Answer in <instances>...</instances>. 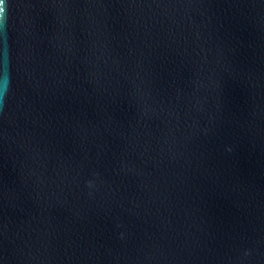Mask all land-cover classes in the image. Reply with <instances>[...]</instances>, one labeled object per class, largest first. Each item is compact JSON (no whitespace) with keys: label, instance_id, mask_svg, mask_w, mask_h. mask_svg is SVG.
Segmentation results:
<instances>
[{"label":"water","instance_id":"1","mask_svg":"<svg viewBox=\"0 0 264 264\" xmlns=\"http://www.w3.org/2000/svg\"><path fill=\"white\" fill-rule=\"evenodd\" d=\"M0 264H264V0H4Z\"/></svg>","mask_w":264,"mask_h":264},{"label":"clouds","instance_id":"2","mask_svg":"<svg viewBox=\"0 0 264 264\" xmlns=\"http://www.w3.org/2000/svg\"><path fill=\"white\" fill-rule=\"evenodd\" d=\"M3 3H4V0H0V5H3ZM6 10H7V5L0 6V14L6 13Z\"/></svg>","mask_w":264,"mask_h":264}]
</instances>
